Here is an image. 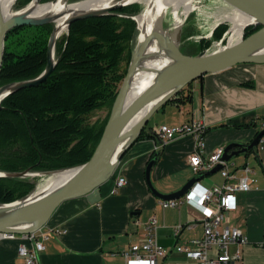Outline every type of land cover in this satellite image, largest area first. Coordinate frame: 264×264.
I'll list each match as a JSON object with an SVG mask.
<instances>
[{"label":"crops","instance_id":"crops-1","mask_svg":"<svg viewBox=\"0 0 264 264\" xmlns=\"http://www.w3.org/2000/svg\"><path fill=\"white\" fill-rule=\"evenodd\" d=\"M189 89L190 100H168L160 105L146 128L202 121L206 153L229 142L248 143L261 129L264 62H240L204 73L190 82ZM194 145L190 134L164 143L153 136L135 139L108 179L56 207L42 228L61 231L44 240L39 264H125L121 252L144 239L151 216L156 217L158 242L168 248L157 264H197L174 247L201 236L203 212L190 203L162 207L145 176L146 165L153 158L149 171L152 186L161 193L179 189L196 175L188 161ZM233 156L231 162L228 160L230 170L246 175L250 188L236 191V207L227 213L226 223L241 229L248 240L230 246V251L239 249L241 256L228 264H264V147L258 144L253 151ZM245 165L250 167L246 173L242 169ZM216 171L203 173L198 180L205 185H222L225 179ZM117 176H124L126 183L111 192ZM178 224L182 229L174 235L173 227ZM18 242L17 238L0 239V264H24L17 253Z\"/></svg>","mask_w":264,"mask_h":264},{"label":"trees","instance_id":"trees-1","mask_svg":"<svg viewBox=\"0 0 264 264\" xmlns=\"http://www.w3.org/2000/svg\"><path fill=\"white\" fill-rule=\"evenodd\" d=\"M28 1L17 0L16 6ZM139 11L137 3H129L106 14L73 20L55 41V64L47 78L0 100V171H55L79 165L91 156L108 116L95 125L87 123L86 114L112 104L126 72L121 64H128L136 41L138 29L132 16ZM53 26L50 21L17 25L7 31L0 86L34 78L43 71ZM260 26L246 25L243 35ZM225 28L226 24H219L212 39L221 37ZM210 42L202 38L198 43L181 45V49L196 54ZM189 85L169 100H190ZM146 125L136 139L153 136ZM34 186L27 177L0 176V202L18 199Z\"/></svg>","mask_w":264,"mask_h":264},{"label":"water","instance_id":"water-1","mask_svg":"<svg viewBox=\"0 0 264 264\" xmlns=\"http://www.w3.org/2000/svg\"><path fill=\"white\" fill-rule=\"evenodd\" d=\"M31 1L32 0H30V2ZM223 1L245 12L252 18V20L246 23L243 28L248 24H260L261 26L246 37H241L235 42H228L226 45L209 51L202 49L196 54L183 52L181 47L178 45L177 37L171 36V39L177 50V59L174 63L168 65L160 73H158V76L137 96L133 97L127 102V94L130 88L131 77L137 69L135 58L136 49L139 45L137 33V40L133 49L131 50L130 60L126 72L112 102L110 113L102 130L101 136L91 156L85 162L79 165L61 168L73 169V173L68 179L52 188L47 194L33 203L21 215L14 218L0 220V231L9 233H27L36 231L48 221L53 211L63 201L82 196L108 179L112 175L124 151L137 138L141 129L146 125L153 112L160 105L166 103L172 95L178 92L188 82H191L193 79L203 75L204 73L219 71L236 63L264 62V0ZM132 2L134 1L126 3L117 2L100 11L73 14L67 20L66 31L70 22L75 19L106 14L113 8ZM132 18L137 22L135 15H133ZM50 21L54 22L51 18L34 20L21 17L18 14L5 17L0 4V67L3 58L4 40L9 29L17 25L41 24ZM136 27L138 29V22ZM160 29L167 31L162 27ZM53 31L54 26L48 38L47 63L43 71L34 78L1 85L0 89H3V95L1 96L0 100L5 95L14 90L36 85L47 78L55 64V59L53 57L55 46ZM150 36L151 34L147 36L144 43L150 39ZM51 49L53 51L52 54ZM145 106H148L147 109L130 126L131 120ZM149 131L152 132L151 129H149ZM262 136H264V127L259 129L256 135L248 143H227L224 146L222 158L229 160L233 155L245 153L247 150L255 147ZM153 137L156 138L154 133ZM123 141L125 143L120 147L116 155H114L115 146ZM152 163L153 158L147 163L145 168L146 180L153 193L162 199L177 198L181 196L193 184V182L200 178L201 174L213 173L221 167V165L218 163L205 172H200L191 176L179 189L170 193H161L152 186L149 179V171ZM25 171L27 170L19 172L0 171V176H19ZM33 191L34 190L31 192ZM31 192H28L24 196L10 202H0V205L9 204L16 200L23 199ZM32 219H35L33 223L30 225H24L25 222Z\"/></svg>","mask_w":264,"mask_h":264},{"label":"built area","instance_id":"built-area-1","mask_svg":"<svg viewBox=\"0 0 264 264\" xmlns=\"http://www.w3.org/2000/svg\"><path fill=\"white\" fill-rule=\"evenodd\" d=\"M264 127V116L261 118L260 128ZM205 124L202 121L181 122L176 124L160 123L152 127V132L162 143L177 136L190 134L195 139L193 150L188 156V161L193 173L205 172L214 165L220 164L217 170L225 179L222 185H205L196 180L179 197L162 199L159 203L162 207L175 206L180 203H190L203 212L201 236L194 237L190 242L176 245L178 252L194 259L197 264H228L230 261L239 259V249L230 251L232 244H244L247 236L236 226L226 223V215L236 207V191L248 190L250 185L246 175H238L230 170L228 160L222 158L224 146H218L209 153L205 152L203 132ZM264 147V136L257 145ZM246 173L250 167H242ZM231 179H236L231 182ZM126 183L124 176H117L111 192H116ZM186 226L190 227L191 223ZM157 221L151 216L145 224V237L142 241L132 243L128 249L121 252L125 264H157L159 257L168 253V248L160 244L157 239ZM182 229V224L173 227V234L177 235ZM60 229L48 230L42 227L36 231L27 233H9L0 231V239L17 238V253L23 258L24 264H39L38 254L45 247L44 240L52 233L60 232ZM264 232V230H263ZM264 245V233L261 242Z\"/></svg>","mask_w":264,"mask_h":264},{"label":"bare ground","instance_id":"bare-ground-1","mask_svg":"<svg viewBox=\"0 0 264 264\" xmlns=\"http://www.w3.org/2000/svg\"><path fill=\"white\" fill-rule=\"evenodd\" d=\"M15 0H0L1 9L5 17L18 14L34 20L51 18L54 21L53 39L56 40L65 30L68 18L73 14L95 12L105 9L114 3L138 1L144 5V10L137 16L138 30L140 32L139 45L136 49L135 58L137 69L133 73L130 88L127 94V102L137 96L147 85H149L164 68L171 65L177 59V50L171 39L169 31L161 30L160 19L167 8L171 9L174 25L181 22L179 13L187 14L195 7L194 0H79L70 2L68 0H51L41 4L40 0H32L26 7L17 12L12 11ZM225 5L224 1H222ZM229 5V4H228ZM230 9L222 14L216 15L219 21H229L230 26L228 42L232 43L241 38L243 26L252 18L245 12L229 5ZM182 9V11H179ZM185 17V16H184ZM162 21V20H161ZM217 21L215 24H217ZM151 34L150 39L146 40ZM51 49V54H52ZM54 54V53H53ZM3 89H0V98ZM142 108L131 120L130 126L147 109ZM125 142H120L114 148V155ZM73 169H61L47 172V176L38 187L23 199L9 204L0 205V220L14 218L24 213L33 203L47 194L52 188L68 179ZM35 219L29 220L24 225H30Z\"/></svg>","mask_w":264,"mask_h":264},{"label":"rangeland","instance_id":"rangeland-1","mask_svg":"<svg viewBox=\"0 0 264 264\" xmlns=\"http://www.w3.org/2000/svg\"><path fill=\"white\" fill-rule=\"evenodd\" d=\"M16 1L17 0H15L12 5L13 12H17L20 9L26 7L30 2L28 1L24 3L23 5L16 6ZM68 1H71V0H68ZM222 1L223 0H194L193 3H195V7L192 10H190L187 14L179 13L182 20L177 26L174 25V19L171 13V9L167 8L162 18L160 19V27L169 31L172 37H177L178 45L180 47L181 45H184V46L188 45V43H198L202 38H206V39H210L211 42L207 47L202 48V49H205L207 51L217 49L228 43V38L230 37L229 30L231 28L230 26H232L230 25L231 23L229 21H224V20L219 21L216 19V15L218 14L220 15L224 13L225 11H227L228 9H230L229 5L228 4L225 5ZM47 2H51V0H43V1L40 0L41 4H45ZM132 3H137L140 6V11L138 12V14L144 10V5L142 2L134 1ZM179 11H182V9H180ZM138 14H135V17ZM217 21L219 22L214 25V23H216ZM221 23L226 24L225 30L223 31L221 37L212 39V33L214 29ZM136 25H137V22H136ZM65 32L66 30L63 33ZM137 33L139 36L140 34L139 30ZM246 36L241 35V37H246ZM136 40H137V35H136ZM121 66L122 67L125 66L127 69L128 64L126 65L125 62H122ZM111 105H103L101 107L95 108L94 110L90 111L88 114H86L87 123L95 124V125H98L99 123H101L107 116H109ZM151 121L153 120L150 119L147 122V124H150ZM233 157L234 156H232L229 159L230 162ZM215 173H217V171L213 172L212 174H215ZM47 175H48L47 172L27 170L19 176L27 177L29 180L33 181L35 183V186L32 190H35ZM32 190H30L29 192H31Z\"/></svg>","mask_w":264,"mask_h":264}]
</instances>
